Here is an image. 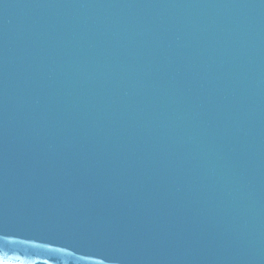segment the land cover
I'll use <instances>...</instances> for the list:
<instances>
[{"label":"water","instance_id":"95a60500","mask_svg":"<svg viewBox=\"0 0 264 264\" xmlns=\"http://www.w3.org/2000/svg\"><path fill=\"white\" fill-rule=\"evenodd\" d=\"M0 264H264V0H0Z\"/></svg>","mask_w":264,"mask_h":264}]
</instances>
